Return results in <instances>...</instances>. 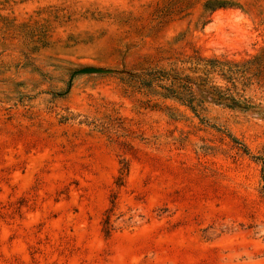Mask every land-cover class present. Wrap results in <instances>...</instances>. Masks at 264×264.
Masks as SVG:
<instances>
[{"label": "rangeland", "instance_id": "obj_1", "mask_svg": "<svg viewBox=\"0 0 264 264\" xmlns=\"http://www.w3.org/2000/svg\"><path fill=\"white\" fill-rule=\"evenodd\" d=\"M0 264H264V0H0Z\"/></svg>", "mask_w": 264, "mask_h": 264}, {"label": "trees", "instance_id": "obj_2", "mask_svg": "<svg viewBox=\"0 0 264 264\" xmlns=\"http://www.w3.org/2000/svg\"><path fill=\"white\" fill-rule=\"evenodd\" d=\"M225 2H208L206 7L211 12L219 8L226 7ZM203 62L204 68L207 71L210 69L224 68L229 62L221 61L217 58H196V63ZM161 77H167L170 80L168 86H162L166 90L168 97H172L187 105L195 113L199 108L204 109V104L209 101L219 105H224L230 108H247L245 100L236 98L234 95L227 91L220 90L218 87L207 84L206 79H202V82L195 81L189 75H181L178 72L167 73L160 71ZM160 77V76H159ZM163 79V78H161ZM194 86L198 87V91L194 90Z\"/></svg>", "mask_w": 264, "mask_h": 264}, {"label": "water", "instance_id": "obj_3", "mask_svg": "<svg viewBox=\"0 0 264 264\" xmlns=\"http://www.w3.org/2000/svg\"><path fill=\"white\" fill-rule=\"evenodd\" d=\"M103 72H107V71L104 69L88 67V68L81 69L77 71L76 73L91 74V73H103Z\"/></svg>", "mask_w": 264, "mask_h": 264}]
</instances>
